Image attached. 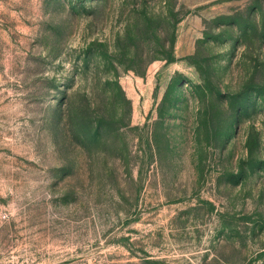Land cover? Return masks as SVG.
<instances>
[{"label":"rangeland","instance_id":"1","mask_svg":"<svg viewBox=\"0 0 264 264\" xmlns=\"http://www.w3.org/2000/svg\"><path fill=\"white\" fill-rule=\"evenodd\" d=\"M0 264H264V0H0Z\"/></svg>","mask_w":264,"mask_h":264}]
</instances>
